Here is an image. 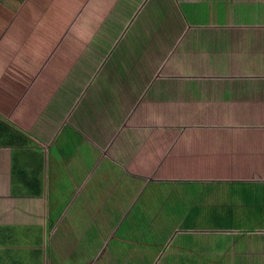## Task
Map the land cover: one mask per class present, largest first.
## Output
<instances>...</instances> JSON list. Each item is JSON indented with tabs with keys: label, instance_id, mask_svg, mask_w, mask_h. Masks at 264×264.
I'll use <instances>...</instances> for the list:
<instances>
[{
	"label": "crops",
	"instance_id": "1",
	"mask_svg": "<svg viewBox=\"0 0 264 264\" xmlns=\"http://www.w3.org/2000/svg\"><path fill=\"white\" fill-rule=\"evenodd\" d=\"M16 4L0 119L32 146H0L1 241L35 264H264V0H86L94 50L48 61Z\"/></svg>",
	"mask_w": 264,
	"mask_h": 264
},
{
	"label": "rangeland",
	"instance_id": "2",
	"mask_svg": "<svg viewBox=\"0 0 264 264\" xmlns=\"http://www.w3.org/2000/svg\"><path fill=\"white\" fill-rule=\"evenodd\" d=\"M8 1L10 2V0H5L6 3H8ZM12 1L15 4L17 3L14 7H11L13 10V14L15 16L16 15L19 16L15 20V24L20 22V20L23 18L22 15L24 14L29 15L30 37H31V42H34L35 44V48L31 46V49L28 48V50H35V51L40 50L42 54L41 55L42 59L44 57L45 60L48 61L49 58L53 57L54 50H74V52H76L87 49L86 46L89 39L86 38V31L84 32L85 24H77L76 25L77 27L72 28L73 21L77 16L86 15L87 17V13H85V5H84L86 0H12ZM6 3H4L3 5H6ZM3 5L2 8L0 7V12L6 14L7 16L9 12L6 9L9 7H5ZM39 16H45V20L40 24H38L37 22ZM78 20L80 21L81 19ZM81 26H83V30L80 29ZM39 29L41 31V34H39L38 31ZM38 37H40L39 40ZM38 42L40 43L39 46H37ZM99 45L101 44L99 43ZM87 50L88 53H91V50L94 49L93 47H90V49ZM99 50H103V49L101 48L95 49L96 52H98ZM37 51L35 54L32 55L31 59L33 61L34 59H36ZM47 57L49 58L47 59ZM52 60L53 59H51L49 62H52Z\"/></svg>",
	"mask_w": 264,
	"mask_h": 264
},
{
	"label": "trees",
	"instance_id": "3",
	"mask_svg": "<svg viewBox=\"0 0 264 264\" xmlns=\"http://www.w3.org/2000/svg\"><path fill=\"white\" fill-rule=\"evenodd\" d=\"M0 146L23 148L28 146L31 147L32 142L25 133L0 119ZM11 170L16 173L14 169ZM240 205L246 210L243 204ZM191 210L196 209L193 208L190 209V211ZM196 215L199 216L198 213ZM189 216L194 217L193 213H190ZM205 216L209 218L210 222H213L214 214H209L206 211ZM232 216L233 215L229 211L227 214L221 215L220 221H218V225L221 224L224 227H228L233 223L236 226L238 225L240 227L248 228L247 226H250L251 224H258L260 217L256 210H252L247 214H245V212H241V215H238L237 219H234ZM7 237V242L6 240H4L3 243L1 241L2 237L0 235V264H35V262H33V260L29 258V256L32 255L30 254V250L22 248H11V246L16 247V243L18 241L17 238H14L15 236L12 231L10 232L9 230Z\"/></svg>",
	"mask_w": 264,
	"mask_h": 264
}]
</instances>
